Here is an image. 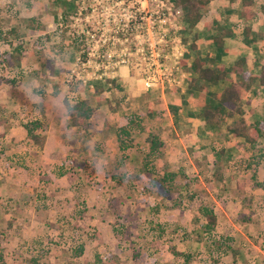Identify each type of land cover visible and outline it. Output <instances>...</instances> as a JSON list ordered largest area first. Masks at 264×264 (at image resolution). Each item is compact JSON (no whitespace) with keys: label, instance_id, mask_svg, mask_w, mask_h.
<instances>
[{"label":"rangeland","instance_id":"1","mask_svg":"<svg viewBox=\"0 0 264 264\" xmlns=\"http://www.w3.org/2000/svg\"><path fill=\"white\" fill-rule=\"evenodd\" d=\"M160 1L0 0V96H11V103L1 101L0 119L22 125L39 119L34 133L44 137L39 145L9 141L11 129L0 134V264H264V138L247 146L226 124L199 132L195 120H185L191 103L179 99L171 119L164 105L184 84L163 77L179 79L172 53L185 51L191 35L172 6L167 15L169 0ZM249 1L248 18L238 21L246 5L214 0L200 31L212 29L211 19L232 21L227 43L244 55L251 75L264 62V0ZM149 15L153 39L163 33L161 68L149 69L163 80V96L141 83ZM245 24L249 43L238 44ZM196 51L203 54L205 46ZM106 61L117 63L114 70ZM120 66L131 81L107 82ZM248 83L241 110L249 123L264 121V89ZM64 100L86 102L91 113L82 125H68ZM149 135L161 142L155 153ZM143 164L140 178L131 175ZM167 172L175 174V189L158 182ZM180 173L197 181L185 187ZM19 191L31 196L16 199ZM201 203L216 215L213 236L231 238L229 249L197 243Z\"/></svg>","mask_w":264,"mask_h":264},{"label":"trees","instance_id":"2","mask_svg":"<svg viewBox=\"0 0 264 264\" xmlns=\"http://www.w3.org/2000/svg\"><path fill=\"white\" fill-rule=\"evenodd\" d=\"M209 0H171L174 8H179L181 12L182 22L187 27H193L201 16V10L205 7ZM249 0L246 1L248 3ZM260 11L264 15V5H260ZM249 29L246 27L244 34ZM223 35V34H222ZM222 35H215L211 38L214 45V54L209 57H200L198 54H193L189 58L188 52H185L183 59L180 60V65L185 66L186 60L189 59L187 65L189 71L188 88L187 92L197 95V104L199 106V112L206 127L209 129L216 128L222 123L226 124V129L233 138L239 139L241 143L252 147L257 141L264 138V121H255L254 123H246L241 116V94L244 91V87L248 86L250 81L257 80L260 86L264 88V63L260 65L259 71L256 74L249 75L247 71L241 70L243 63L242 59H237L230 67H226L221 64V56L225 53L226 48L223 46ZM194 45H191L190 49H193ZM9 56V55H8ZM15 57V56H14ZM15 58H20L15 57ZM208 61V62H207ZM113 82V80H111ZM220 83H224L219 91L210 90L208 86H217ZM65 117L69 126H80L86 120L91 110L83 100L73 101L67 103L64 100ZM38 121H29L23 124V128L26 131L27 138L35 144L41 145L43 142V135L34 133V129L38 127ZM132 123V121H131ZM125 132L124 126L120 129ZM118 140L119 148L124 147ZM161 145V142L157 140L155 135H149V151L157 152V148ZM146 171L144 164L138 171L131 172L135 178H140V175ZM183 185L187 187L191 184V181H197L192 179L183 173ZM216 179H220L221 176L218 172V168L213 173ZM174 173H164L158 182L164 187V190L175 189L173 184L175 181L173 177ZM154 181V180H152ZM197 215L194 218H201L200 223H195L193 228V234L197 240V243L206 244L208 249L211 248L214 251L223 252L224 248L229 249L230 245L226 242L231 241L230 237L224 236V238L213 236L214 226L216 224V215L212 208L206 203H201L196 208ZM189 255L186 254L184 259L187 261ZM103 263V262H102ZM104 264V263H103ZM105 264H111L106 262Z\"/></svg>","mask_w":264,"mask_h":264},{"label":"crops","instance_id":"3","mask_svg":"<svg viewBox=\"0 0 264 264\" xmlns=\"http://www.w3.org/2000/svg\"><path fill=\"white\" fill-rule=\"evenodd\" d=\"M247 0H240V3L241 5H246L244 6L240 12H238V15H237V19L239 21V17L241 18H245L247 19V13H248V10H249V4L251 3L250 1L248 3H246ZM214 2V0H209L205 7L201 10V16L198 20V22L191 28L187 27L185 23L182 22V28L185 29L190 35H191V40L190 42L187 44L189 47H187L185 49V51H177L175 50L173 53H172V66H171V69L173 68L174 71H176V73H179V79H175L174 77H167L166 75H164L163 79L165 80V82H172L174 85H176L177 87H180L181 84L183 83L184 84V87H182L181 89H179V91L176 89V91L179 92V97H175V99L172 101L170 97H168L169 99V103H167L166 105H164L166 111L171 114V119L173 120H176L177 118H175V110L178 111V106L175 101L177 99H179V104L183 103L185 104L186 101L190 102L191 105H192V109H189L186 113V118L185 120L187 119H190V120H195L194 124H195V127L193 126L194 129H199V132H214L215 130H218L219 127L222 125V124H225V123H222L220 124L219 126H217L216 128H212V129H209L208 127L205 126L204 122H203V119L200 115V112H199V106L197 104V95H193L191 93H188L187 92V88H188V75H189V71H188V68H187V65L189 64V59L186 60V65L185 66H181L180 65V60L183 59L184 55H185V52H188L187 54L189 55V58H191V56L193 54H198L200 57H205V56H209L211 57L213 54H214V45L212 43V40L211 38L213 36H217V35H222V41H223V46L226 48V51L225 53L221 56V64H224L226 67H230L237 59H242L243 63L242 65L240 66L241 67V70L242 71H246L243 67V65L245 64L246 60H245V57L244 55H240L239 56V53H234L233 54V51L234 49L230 48V45H228V40L232 39L234 37V29L232 27V21H229V22H224V23H218L216 20H213L209 19L210 22H212L213 24V27L211 30L205 32L204 34L202 33V31H200V27L201 26H206L208 24L207 21H203L201 22V18H202V14H203V11L204 9L207 7V6H211V4ZM179 9V8H178ZM180 10V9H179ZM180 16H181V12H180ZM181 21H182V17H181ZM246 27L249 29L248 31H246V34H244V30L246 29ZM250 31V28L247 24L243 25L242 29H241V33H242V38L239 39V36H237V39H238V44H239V40L243 43V45H246L249 43V41L246 39V38H250V37H247L248 33ZM191 45H194V48L193 49H190ZM200 45H204L205 46V52L203 54L200 53V51H196V48L199 49ZM230 52H232V54L234 55L235 59H233V61H231L230 63H226L223 61V58L225 56H228L230 54ZM208 62V61H207ZM264 63V62H263ZM262 64V63H261ZM260 64V65H261ZM260 65L258 67V70L254 73L256 74L258 71H259V68H260ZM122 66L119 67L118 71H120V73L118 74H114L113 76H108L107 78V82L109 83H113V82H116V81H120V82H129V80L131 81L130 77H129V74H128V68H121ZM126 67V66H125ZM186 68L187 70V73L186 75L184 76V74L182 73V68ZM248 71V69H247ZM253 75V74H251ZM111 80H113V82H111ZM257 86H260L257 82L256 79L253 80ZM141 83H142V79H141ZM223 86V85H222ZM159 88L160 91H161V95L163 96V80L161 78H155V81L154 83L148 87V88ZM220 87V84H218L217 86H208V89L210 90H215V91H219L221 88ZM2 88V84H0V90ZM260 88H263V86H260ZM146 89V88H145ZM264 89V88H263ZM250 90V89H249ZM248 90V91H249ZM11 91V90H10ZM251 91V90H250ZM136 95V94H135ZM11 96L10 95H5V96H0V110L1 108L3 107L2 102H9V98ZM241 97H242V94H241ZM11 103V102H9ZM65 116V114H64ZM241 116L244 118L245 122L248 124L249 122L245 119L244 117V114L242 112ZM1 117V115H0ZM13 119V118H11ZM37 121H40L39 119H36ZM189 121V120H187ZM42 122V121H40ZM190 122V121H189ZM192 124V122H191ZM0 134H3V132L6 130V129H11L10 133L9 131H7L9 133V141L11 142H19L20 139H27V136H26V131L25 129L23 128V125L21 123H15L9 119H7L6 121L4 120H1L0 119ZM36 129V128H35ZM41 129V128H39ZM239 140V139H238ZM1 160V159H0ZM12 178V177H11ZM9 177V179H11ZM31 193H27L24 192V191H19V193L17 194L16 196V199H22V200H28L29 197L31 195H29Z\"/></svg>","mask_w":264,"mask_h":264},{"label":"built area","instance_id":"4","mask_svg":"<svg viewBox=\"0 0 264 264\" xmlns=\"http://www.w3.org/2000/svg\"><path fill=\"white\" fill-rule=\"evenodd\" d=\"M159 3L161 6H163L164 2L159 0ZM168 6H165V10L167 15H169L170 12V8L173 7L171 0H169L168 2ZM172 6V7H171ZM172 12L173 14H177V16L180 14V10L178 8H172ZM164 19H158V21H163ZM153 21L152 19H150V15L147 17V23L144 27V34L146 36V43H147V48H146V53L145 55L143 54V49L142 47H138L136 49V52L143 54L142 55V59L145 60V65H146V72L144 74V77L142 78V86L143 88H148L150 87L154 81H155V77L152 73H150L149 69H158L160 70L161 68V62L159 60L160 58V52H161V48L158 47V44L160 41H162V37H163V33H160L158 35L157 40L153 39ZM124 54L129 55L130 52H124ZM110 56V55H108ZM89 62V61H87ZM106 65L104 64V67L106 68H110L111 71L114 70V67L117 65V63H113L110 65V63H108V61H106ZM117 62H124V60H120ZM114 73V72H113ZM100 77V75H98ZM109 76H113V75H109Z\"/></svg>","mask_w":264,"mask_h":264}]
</instances>
